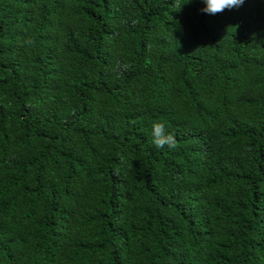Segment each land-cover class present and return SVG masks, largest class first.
<instances>
[{"label": "trees", "instance_id": "1", "mask_svg": "<svg viewBox=\"0 0 264 264\" xmlns=\"http://www.w3.org/2000/svg\"><path fill=\"white\" fill-rule=\"evenodd\" d=\"M205 6L0 0V264H264V0Z\"/></svg>", "mask_w": 264, "mask_h": 264}, {"label": "clouds", "instance_id": "2", "mask_svg": "<svg viewBox=\"0 0 264 264\" xmlns=\"http://www.w3.org/2000/svg\"><path fill=\"white\" fill-rule=\"evenodd\" d=\"M205 7L201 9L202 12L208 14H217L225 9H231L234 7H240L244 0H204ZM153 145L157 148L169 149L176 147V141L174 135L165 132V125L162 123H155L153 125Z\"/></svg>", "mask_w": 264, "mask_h": 264}]
</instances>
